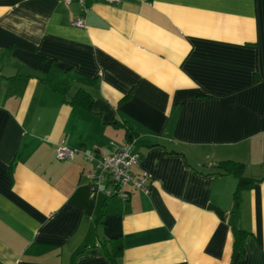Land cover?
<instances>
[{"label": "crops", "instance_id": "crops-1", "mask_svg": "<svg viewBox=\"0 0 264 264\" xmlns=\"http://www.w3.org/2000/svg\"><path fill=\"white\" fill-rule=\"evenodd\" d=\"M127 141L148 192L122 199L83 152ZM119 246L118 264H264V0H0V264Z\"/></svg>", "mask_w": 264, "mask_h": 264}, {"label": "built area", "instance_id": "built-area-1", "mask_svg": "<svg viewBox=\"0 0 264 264\" xmlns=\"http://www.w3.org/2000/svg\"><path fill=\"white\" fill-rule=\"evenodd\" d=\"M71 0H65V3H70ZM81 6L85 5V0H75ZM106 3H116L119 0H103ZM72 24L80 27L84 25V18L79 17L72 21ZM78 151L66 145H60L56 149V159L65 160L71 159ZM83 157L86 161L93 164V169L89 171L86 176L89 181L101 182L106 176L114 185L113 192H107L108 195L112 193L122 199H127L130 191L126 189L131 186L135 189L148 192V187L145 184V179L135 178L132 173V167L138 164L139 153L133 149L131 142H125L120 147L116 148L111 154L104 156H97L91 152H83Z\"/></svg>", "mask_w": 264, "mask_h": 264}, {"label": "trees", "instance_id": "trees-1", "mask_svg": "<svg viewBox=\"0 0 264 264\" xmlns=\"http://www.w3.org/2000/svg\"><path fill=\"white\" fill-rule=\"evenodd\" d=\"M91 97L89 94H87L84 91H78L73 97L74 101H79L81 102L82 105L88 106L90 102ZM81 100V101H80ZM131 133V132H129ZM214 172L218 173H232L234 176L237 177V192L243 188L249 187L253 183V179L251 178H246L244 176V165L238 161H232V160H224L219 162L216 165V168L214 169ZM234 237H235V249L238 250L239 252L242 251V246L245 238V232L240 229H235L234 231ZM121 246L118 248H114L112 251V260L115 264L117 263V256L120 255L121 253Z\"/></svg>", "mask_w": 264, "mask_h": 264}]
</instances>
